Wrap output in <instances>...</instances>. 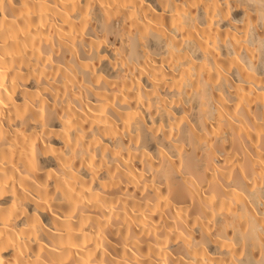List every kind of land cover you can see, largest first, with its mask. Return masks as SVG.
Masks as SVG:
<instances>
[{
  "label": "clouds",
  "instance_id": "9594fccd",
  "mask_svg": "<svg viewBox=\"0 0 264 264\" xmlns=\"http://www.w3.org/2000/svg\"><path fill=\"white\" fill-rule=\"evenodd\" d=\"M0 264H264V0H0Z\"/></svg>",
  "mask_w": 264,
  "mask_h": 264
}]
</instances>
